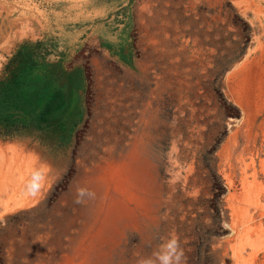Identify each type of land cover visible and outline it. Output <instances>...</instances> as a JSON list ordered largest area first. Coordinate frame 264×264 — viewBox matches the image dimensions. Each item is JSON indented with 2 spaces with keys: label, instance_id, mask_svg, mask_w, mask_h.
Wrapping results in <instances>:
<instances>
[{
  "label": "rangeland",
  "instance_id": "obj_1",
  "mask_svg": "<svg viewBox=\"0 0 264 264\" xmlns=\"http://www.w3.org/2000/svg\"><path fill=\"white\" fill-rule=\"evenodd\" d=\"M0 89V264H264V0H0Z\"/></svg>",
  "mask_w": 264,
  "mask_h": 264
},
{
  "label": "clouds",
  "instance_id": "obj_2",
  "mask_svg": "<svg viewBox=\"0 0 264 264\" xmlns=\"http://www.w3.org/2000/svg\"><path fill=\"white\" fill-rule=\"evenodd\" d=\"M40 174L36 173L33 176L32 183L29 185V189L35 187L39 188L37 180L40 179ZM78 195L76 203H82L83 198L95 199V193L88 189L80 188L77 190ZM137 264H186V257L184 250L181 246L179 237L173 235L163 242L159 249L152 253L149 257H142L137 261Z\"/></svg>",
  "mask_w": 264,
  "mask_h": 264
},
{
  "label": "trees",
  "instance_id": "obj_3",
  "mask_svg": "<svg viewBox=\"0 0 264 264\" xmlns=\"http://www.w3.org/2000/svg\"><path fill=\"white\" fill-rule=\"evenodd\" d=\"M27 105L28 102L12 90L0 89V115L3 121L8 122L20 118Z\"/></svg>",
  "mask_w": 264,
  "mask_h": 264
}]
</instances>
